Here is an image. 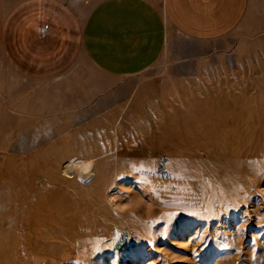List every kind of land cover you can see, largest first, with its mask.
Listing matches in <instances>:
<instances>
[{
  "label": "rangeland",
  "instance_id": "374dc122",
  "mask_svg": "<svg viewBox=\"0 0 264 264\" xmlns=\"http://www.w3.org/2000/svg\"><path fill=\"white\" fill-rule=\"evenodd\" d=\"M169 41L198 61L163 57L117 109L0 129V264H264V29Z\"/></svg>",
  "mask_w": 264,
  "mask_h": 264
},
{
  "label": "crops",
  "instance_id": "0c3cea01",
  "mask_svg": "<svg viewBox=\"0 0 264 264\" xmlns=\"http://www.w3.org/2000/svg\"><path fill=\"white\" fill-rule=\"evenodd\" d=\"M85 1L7 0L0 6L6 143L27 133L38 141L45 119L74 117L76 109H117L139 91L130 80L163 57L179 65L198 61L175 55L169 29L197 44L238 29H264V0H99L86 15Z\"/></svg>",
  "mask_w": 264,
  "mask_h": 264
},
{
  "label": "bare ground",
  "instance_id": "6f19581e",
  "mask_svg": "<svg viewBox=\"0 0 264 264\" xmlns=\"http://www.w3.org/2000/svg\"><path fill=\"white\" fill-rule=\"evenodd\" d=\"M66 172L72 174L74 172L84 180H90L94 175V163L93 161L79 162L77 159H73L67 166Z\"/></svg>",
  "mask_w": 264,
  "mask_h": 264
}]
</instances>
